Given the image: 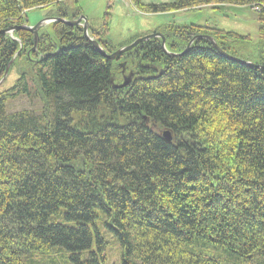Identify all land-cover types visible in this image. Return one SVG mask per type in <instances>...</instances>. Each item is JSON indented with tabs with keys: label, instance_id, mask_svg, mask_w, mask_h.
Instances as JSON below:
<instances>
[{
	"label": "trees",
	"instance_id": "trees-1",
	"mask_svg": "<svg viewBox=\"0 0 264 264\" xmlns=\"http://www.w3.org/2000/svg\"><path fill=\"white\" fill-rule=\"evenodd\" d=\"M133 1L143 15L248 8L259 38L172 22L148 34L164 41L109 60L81 26L53 23L37 39L7 33L35 10L75 21L78 0H0V79L16 73L0 91V264L53 249L69 254L67 264H109L98 223L122 264H264V69L224 58L206 39L185 52L208 36L264 67V0ZM107 21L89 34L108 54L142 38L116 49ZM120 63L136 76L114 89ZM20 96L44 106L9 113ZM62 212L71 226L52 222Z\"/></svg>",
	"mask_w": 264,
	"mask_h": 264
},
{
	"label": "rangeland",
	"instance_id": "rangeland-1",
	"mask_svg": "<svg viewBox=\"0 0 264 264\" xmlns=\"http://www.w3.org/2000/svg\"><path fill=\"white\" fill-rule=\"evenodd\" d=\"M78 1L80 6L82 7L84 17L88 19L89 30L91 27L93 29L102 27V25L105 23L106 17L108 16V21H107L108 30H109L108 37L112 41V43L114 44L112 45L116 49L119 46H125L129 44L131 39L135 36H141L142 38H144L148 36V34L153 29H155V27L160 25L162 26L167 25L172 22L181 25H190V24L205 25V24L213 23V25H217L220 29H223L225 31L235 32L243 36L249 35L252 39V42L254 43L257 42L259 38L260 25L258 22V16L256 15V13H254L253 10H250L248 8H238L236 6L229 7L225 5L224 6L210 5V6L200 7L197 10L187 9L170 15H162V14L143 15V14H138V12L141 9L139 8V6H137V3L134 2L133 0H129V1L123 0L121 3H114L113 1L110 0H78ZM171 1L172 0H140V2L143 4H161V3H168ZM27 17L29 20V24L25 25L27 27L36 26L42 20L47 19L44 18V12L38 10L30 11ZM51 24L53 23H50L43 28H48ZM81 25L79 26L83 27L84 29V23ZM8 35L12 39H15L14 32L12 34L9 33ZM104 38H107V35H105ZM103 51L105 52L104 49ZM106 54L107 56L112 55L108 53ZM119 65L121 67V72H120L121 81L112 82V86L114 89L115 86H121L126 81V79H128L129 83H131L136 76L135 73L127 71L123 63H120ZM5 77L6 79L2 81ZM15 79H16L15 71H13L11 75H7V76L5 75L4 77H2L0 79V91H3L11 87ZM152 79L155 78L152 77ZM6 106L9 113H17L22 110H31V111L40 112L41 107L44 105L39 100L30 101L27 97L20 96L16 99L7 101ZM147 122L149 123V120ZM160 134H163V132H161ZM52 222H57L60 224L71 226V224L64 218L63 212L57 216H54L52 218ZM97 228L98 231L101 234H103L104 238L109 243L107 248L108 254L106 255V258L108 257L107 262L109 264H122L121 263L122 252L115 238L104 227L102 223H98ZM93 248L95 249V245L93 246ZM67 258H69L68 253H65L64 251L58 249H53L43 257L41 255H35V257L31 255H27L24 257V262L25 264H51V261L56 260L58 261V264H67L66 263ZM83 259L84 260L87 259V253L84 254Z\"/></svg>",
	"mask_w": 264,
	"mask_h": 264
},
{
	"label": "water",
	"instance_id": "water-1",
	"mask_svg": "<svg viewBox=\"0 0 264 264\" xmlns=\"http://www.w3.org/2000/svg\"><path fill=\"white\" fill-rule=\"evenodd\" d=\"M84 21L85 24H84V34H85V38L86 40L92 45L94 46V48H96L102 56L106 57L107 59L109 60H114V59H117L121 54L127 52V51H130L132 48L136 47L139 43H142V42H146V41H149L151 39H154V38H161L163 41H164V37L162 34L160 33H156V34H151V35H148L144 38H140L139 40H136L134 43H132L131 45L129 46H125L119 50H117L115 53H113L111 56H107V54L103 51L102 47H100L99 43L94 40L90 34H89V24H88V21L87 19L82 16L80 19L76 20V21H73V22H68L66 20H61V19H44L42 20L41 22H39L36 26H33V27H27V26H22L20 28H11V29H8L7 33H13L15 30H25V31H29L31 32L34 36H35V39H37L38 37V31L47 25L48 22H63V23H66V24H69V25H81V22ZM200 39H206L208 41L211 42L212 46L218 51V53L220 55H222L224 58L226 59H229V60H232V61H235V62H238V63H241L245 66H248L250 68H258V69H261L263 70L264 67L262 66H257L255 64H253L252 62H247V61H243V60H240L238 58H235V57H232L228 54H226L223 50H221L218 45L216 44V42L214 41L213 38L211 37H197V38H194L190 43H189V46L187 47V50L185 52H187L190 47L193 45L194 41L196 40H200ZM163 49L165 50V42H163ZM185 52H183L182 54H179L178 56H182L183 54H185ZM168 55H170L171 57L173 56H177L176 54H171V53H168ZM5 75L7 76L8 75V72L5 73ZM6 79V77L2 80L4 81ZM1 81V82H2ZM130 83H129V80L126 79V81L121 85V86H115V88L117 89H121V88H124L126 86H128ZM163 138L168 141V142H171L173 137H172V134L170 133V131H164L163 134H162Z\"/></svg>",
	"mask_w": 264,
	"mask_h": 264
},
{
	"label": "bare ground",
	"instance_id": "bare-ground-1",
	"mask_svg": "<svg viewBox=\"0 0 264 264\" xmlns=\"http://www.w3.org/2000/svg\"><path fill=\"white\" fill-rule=\"evenodd\" d=\"M65 18H66V17H65ZM47 19H50V18H47ZM52 19H57V18H52ZM58 19H59V18H58ZM86 19H87V18H86ZM61 20H62V19H61ZM66 21H67V20H66ZM87 21H88V19H87ZM68 22H70V21H68ZM72 22H73V21H72ZM82 22L85 24L84 21H82ZM82 22H81V24H83ZM50 23H54V22H48L47 25L50 24ZM57 23H58V22H57ZM88 24H89V22H88ZM47 25H46V26H47ZM46 26H44V27H46ZM72 26L74 27V26H79V25H72ZM81 26H83V25H81ZM42 28H43V27H42ZM84 31H85V29H84ZM88 31H89V29H88ZM38 33H39V31H38ZM8 34H9V33H8ZM10 34H11V33H10ZM164 52L168 55V52H167L166 49L164 50ZM253 64H254V63H253ZM162 137H163V136H162ZM163 139H164V138H163Z\"/></svg>",
	"mask_w": 264,
	"mask_h": 264
}]
</instances>
